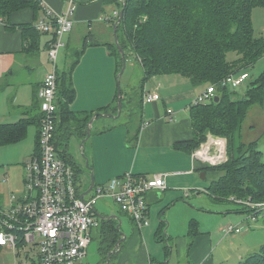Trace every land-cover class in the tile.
Segmentation results:
<instances>
[{
    "label": "crops",
    "instance_id": "obj_1",
    "mask_svg": "<svg viewBox=\"0 0 264 264\" xmlns=\"http://www.w3.org/2000/svg\"><path fill=\"white\" fill-rule=\"evenodd\" d=\"M41 1L56 12L65 11L69 5L67 0ZM110 1L112 0H75L76 9L71 14L72 30L64 36L66 45L63 48H71L73 44L79 45L90 36L88 38L90 43L72 74L76 97L69 104V110L75 116L71 118L63 114L61 109L58 110L56 127V144L60 156L74 165L76 171L78 169L77 177L82 192L90 186L91 179L89 173L81 168L85 160L80 152V142L87 136L88 124L97 112L116 113L112 107L116 103L120 85L118 81L121 79L120 61L110 52L111 45L115 42L114 23L107 18L112 14L107 13L106 10ZM40 16L42 12L36 15L31 8H24L12 12L8 17H0V113L10 110L16 115L15 119L11 117L7 119L9 114L0 115V124L14 123L21 119L31 120L41 112L38 88L49 72L47 49L51 35L39 32L35 49H32L30 44L34 41V34L24 32V26H36ZM166 76L169 78L166 79ZM130 80L131 75L125 79L128 84ZM205 89V86L192 85L187 77L180 74L155 75L144 83L143 97L146 92L157 91L160 99L152 102L143 101V104L139 105L141 121L137 130L134 127V132L130 131L129 125L124 123L105 122L103 120L105 116L95 117L90 137L85 141V152L93 168L95 185L105 184L111 178L122 176L127 172L141 176L166 174L167 184L164 190H152L148 194L150 222L143 227L136 226L134 220L121 209L115 214L114 212L106 214L100 213L95 205L94 212L100 220L98 230L96 229V235L100 238L98 252L105 264L108 255L103 253L106 243L102 240L105 234L100 228L104 219H113L116 227L120 221V229L127 236L123 249L118 253L114 252L113 254H116L110 257V264H155V262L225 264L231 259L228 250L231 249L229 247L234 242L233 239H236V242L240 243L237 245L241 247L237 250L239 253L236 254L235 260L236 264H239L246 256L258 251L264 245L262 239L256 240L252 246L245 243V239L249 238L250 234H257V231L261 230L263 224L260 220L253 224L244 220L238 223L240 232L225 233L221 237L220 232L222 229L224 231L226 222L232 220L229 213L233 210L226 202L229 200H220L211 195L208 187L213 181L218 180L223 172L204 170L202 168L204 164L194 157L193 153H187L174 146L177 141L193 138L194 129L189 104ZM129 102L131 105L134 103L132 99ZM128 106V103L123 104V108ZM132 107L134 111V107L138 106L133 104ZM32 125L36 126V130L29 135ZM28 127L26 137L28 136L29 149L19 155L15 162L0 163V169L8 175L6 181H0V190H4L7 194L5 198L9 197L7 203L11 193L17 196L16 192H20L22 180L24 182V162L34 154L39 140L38 123L34 121ZM71 144L77 146L72 147ZM202 171L206 172V178L201 177ZM202 193L213 203L222 205L218 211H209L216 213L217 220L222 219L221 224L215 221L211 226L204 227L199 217H195L199 222L194 220V211L191 208L194 203L185 200L187 197H194V194ZM198 199L200 200L201 197ZM178 206L186 207L190 211L189 215L184 216L187 233H178L173 227L172 212ZM201 207L205 208L204 205ZM199 208L197 209L200 210ZM112 215H117L118 219L110 217ZM166 220H170V223L167 224ZM162 222L165 223L163 228L165 238L159 240L158 230ZM126 223L128 227L123 229ZM96 230L92 229V236ZM190 240L192 242L189 247ZM226 240L229 241L228 248H222ZM218 248L220 251L216 253ZM79 262L77 264H81Z\"/></svg>",
    "mask_w": 264,
    "mask_h": 264
},
{
    "label": "trees",
    "instance_id": "obj_2",
    "mask_svg": "<svg viewBox=\"0 0 264 264\" xmlns=\"http://www.w3.org/2000/svg\"><path fill=\"white\" fill-rule=\"evenodd\" d=\"M112 1L121 6L120 10L125 7L124 17L117 27L120 45L123 50L129 47L136 54L144 72L137 106H141L144 101V83L155 75L180 74L187 77L194 86H208L218 83L231 72L247 71L249 65L264 56V38L255 35L252 23L253 8L264 7V0ZM24 8H31L36 15L39 12H42V16L45 14V5L41 0H0V17H8L12 12ZM143 15L147 16L145 21L142 20ZM118 17L112 19L113 23ZM24 27V32L34 34L30 48L35 49L41 31L34 25ZM88 38L90 36L85 38L69 67L59 73L58 110L61 109L63 114L71 118L75 115L69 110V104L76 97L72 74L90 43ZM110 49L120 61V70L123 61L115 42ZM229 52H238L241 56L228 61ZM229 88L217 87L218 100L190 105L194 136L190 140L177 141L174 146L193 153L206 140L207 132H225L221 136L227 138L229 159L222 164H204L202 167L204 170L223 172L208 187L209 193L220 200H228L234 195L239 198L250 197L254 202H264V151L261 149L264 144V125L259 127L250 124L249 128L258 131L255 137L247 140L241 138L245 120L253 116L256 107L264 108V71L242 95ZM131 99L128 98V101ZM116 100L118 102V94ZM41 116L42 112L31 120L21 119L14 123L0 124V143L21 141L26 137L30 123L36 121L40 125ZM38 152L39 140L34 153ZM239 211L252 214L256 209L241 206ZM262 212H256L255 216L259 218ZM100 226L105 234L102 240L106 243L103 253L107 256L115 248L121 234L113 224V219L102 220ZM164 226L162 222L158 230L159 240L165 238ZM126 240L121 241V250ZM239 264H264V245Z\"/></svg>",
    "mask_w": 264,
    "mask_h": 264
},
{
    "label": "built area",
    "instance_id": "obj_3",
    "mask_svg": "<svg viewBox=\"0 0 264 264\" xmlns=\"http://www.w3.org/2000/svg\"><path fill=\"white\" fill-rule=\"evenodd\" d=\"M68 8L56 12L45 5V14L36 27L51 35L48 42V58L51 70L38 88L42 116L39 125V152L24 164L26 196L10 195L7 204L0 203V246L15 253L16 264H77L87 253L92 241L91 231L99 226L94 207L101 198L112 197L119 208L143 227L149 224L147 196L152 190L167 187L166 174L154 176L135 175L127 172L111 178L105 184L94 185L81 197L80 180H76V168L60 156L56 144L58 122V57L66 45L64 36L72 30L71 14L76 9L75 0H67ZM44 4V3H43ZM120 9L107 16L115 19ZM249 78L247 71L231 72L218 83H212L195 96L191 104L206 103L217 96V87L236 88ZM144 102L160 99L157 91L144 93ZM171 113L172 110L170 109ZM193 156L206 165H218L227 161V140L209 134ZM82 187V186H81ZM238 205L256 209L248 214L256 220V212L264 210V202L251 198H228ZM238 224L224 228L226 234L240 232ZM36 249L35 258L30 249Z\"/></svg>",
    "mask_w": 264,
    "mask_h": 264
},
{
    "label": "rangeland",
    "instance_id": "obj_4",
    "mask_svg": "<svg viewBox=\"0 0 264 264\" xmlns=\"http://www.w3.org/2000/svg\"><path fill=\"white\" fill-rule=\"evenodd\" d=\"M120 8H121V6L116 1H110V3L107 4V6H106L107 13H110V14H113L115 9L117 10ZM145 18H147V16L143 15L142 20L145 21ZM252 23H253V29H254L255 35L260 36V37L262 36L264 38V7L263 6H256L253 8V10H252ZM98 39H100L99 36H98ZM82 45H83V42L80 43L79 45L73 44V46H71V48L67 47V48H62L60 50L58 61H57L59 73L64 72V70H66L69 67V63L76 57L75 53L78 51L79 48L82 47ZM74 47H78V48H74ZM124 52H125V56H126L127 66H126L125 72L121 76V79H120V81H118V83L120 84V88H121V91L123 93V102L125 104L128 103L129 106H128V108H123V112L118 118H116V117H107L106 118L105 117V119H103V120H105V122H109V123H111V122L124 123L125 125H129L130 131L134 132V127L137 130L138 124L141 121V109L138 106V107H134V111H133L132 106H133V104H137V102L139 100L138 92L141 90L140 84H141L142 78H143V69L140 65V62H139L136 54L129 47H126ZM240 56L241 55L238 52H229L227 55V60L233 61L235 59H238ZM50 68H51V64H49V70L48 71L51 70ZM246 69L250 74L249 78L242 85H240L236 88H232V87L229 88L233 91L235 90L237 92V94H239V95H242L243 93H245V91L249 88L251 83L257 79V77L260 75V73L262 71H264V56L261 57L254 64L249 65ZM130 75H131V80H130V83L128 84L125 81V79L127 78V76H130ZM157 77L159 78L161 76H157ZM168 78L169 77L166 76V79H168ZM152 81H154V80H152ZM209 85L210 84H208V86ZM208 86H206V87H208ZM118 88H119V86H118ZM128 98H132V102L134 101V103L132 105H131V102L128 101ZM117 106H118V102L116 100L114 107H112V109H115L114 111H116V113H114V114H117V112H118L116 110ZM254 111H255V113L253 114V116L252 115L249 116L244 122L242 137H241L242 140L254 138L256 135L255 133L258 132V131H255V128H252V129L249 128L250 124H256L259 127L264 125V108L256 107ZM105 113L110 114L113 112L109 111V112H105ZM0 115H8L7 119H9V117H11L13 119L16 118V115L12 114L10 112V110L3 111L0 113ZM5 121H9V120H5ZM29 130H30L29 135H30V133L32 135V132L34 133L36 130V126L32 125ZM207 134L208 135L212 134V135H215L217 138L222 137V138H225L227 140V138L225 136H221V135H224L225 132L214 134V132L209 131L206 133V135ZM208 135H207L205 141H207ZM74 141H72V143ZM71 145H72V147L77 146V144H71ZM28 149H29L28 136L25 137L23 140L17 142V143H11V144H1L0 143V163L2 161H5V163H7V161L8 162H15V161H17L19 155H21L23 152H25ZM261 149H263V151H264V144L261 146ZM227 155H228V159H229L230 155L229 154H227ZM86 156H87V154H86ZM27 160L28 159H26L24 163H26ZM5 173H6L5 171L0 169V181H6L8 179V175H7V173L6 174ZM23 176L25 178V170H23ZM21 187L22 188H21L20 192H16L18 197L19 196H22V197L26 196L25 180H24V182L22 180ZM0 192H1L0 203L1 204L7 203L9 197H8V199L5 198V196L7 194H5L4 190H0ZM198 197H201V199L199 200ZM185 201L188 203L189 202L194 203L191 206L192 210L194 211V216H193L194 220L199 222V220L197 218H195V217H199L201 219V222L204 225V227L211 226L215 221H216L215 223H217V224L222 223V219H218V220L216 219V217H217L216 213L209 212L212 210L213 211L220 210L222 208V205L218 204V203L217 204L213 203L212 200L207 195H204L203 193L200 195L194 194V197H187ZM224 201H226V200H224ZM226 202L229 206H231L230 208L233 210L232 213H229V216H232V220L230 222H226V225L238 224L244 220H246V223L249 222V223L253 224V223L257 222L258 220H260L263 224L261 230H258L257 234L256 233L250 234V237L245 239V241H246L245 243L249 246H252L254 243H256V240H260V239H262L261 241H262V243H264L263 242L264 241V211L259 215L258 219L251 220V219H249L248 214H246L245 212L239 211V209L241 208L242 205H238L232 201H226ZM201 205H204L205 208H202ZM197 206L200 207L199 208L200 210L197 209L198 208ZM96 208L99 210L100 213L104 212L106 214L113 213V212H114L113 214H115V213L119 212V210H120L118 204L114 201V199L112 197L101 198L98 201V203L96 204ZM189 214H190V211H188V209H186V207L178 206L173 210V212H172V217L174 219V226L173 227L177 229L178 233H181V232L187 233V231L185 229V218H184V216H187ZM219 215H221V214H219ZM166 222L168 224V223H170V220H166ZM203 225H202V227H203ZM127 227H128V223L123 225V229H126ZM94 229L98 230V227H94ZM97 230L94 231V233H93V236H92L93 240L87 249L86 257L83 260H81L79 263H81V264L82 263L83 264H100V263L105 264L101 260V258H100L101 256L98 252V246H100V241H99L100 238L98 237V235H96ZM220 234H221V237L224 236L225 232L223 231V229L221 230ZM232 241H234V242H232L230 244L231 247H229L231 249L228 250L230 252L229 257H231V259L229 261H226L225 264H236L237 263V262H235V260L237 258L236 254L239 253V252H237V250L241 249V247L237 245L240 243H237L236 239H233ZM224 242L226 244H224L222 246V248L223 247L228 248L227 244L229 243V241L226 240ZM241 243H243V242H241ZM217 251L219 252L220 248H218L216 250V253H217ZM30 253H31V257L35 258V255L37 254V250L31 248ZM98 262H100V263H98ZM0 264H16L15 253L7 247L0 248Z\"/></svg>",
    "mask_w": 264,
    "mask_h": 264
},
{
    "label": "water",
    "instance_id": "obj_5",
    "mask_svg": "<svg viewBox=\"0 0 264 264\" xmlns=\"http://www.w3.org/2000/svg\"><path fill=\"white\" fill-rule=\"evenodd\" d=\"M124 13H125V7H123L121 10H120V14H119V17H118V20L114 23L113 27H114V34H115V43L117 45V47L119 48V51L121 53V58H122V67L120 69V72H119V76L121 77L123 75V73L125 72V69H126V66H127V62H126V56H125V52L123 50V48L121 47L120 45V42H119V38H118V35H117V27H118V24L121 22V20L123 19L124 17ZM219 97L216 96L215 97V100H218ZM123 112V102H122V92H121V88H120V85H119V89H118V112L117 114H114V113H105V112H97L93 118L91 119V121L89 122L88 124V127H87V136L81 140L80 142V152H81V155L82 157L84 158L85 162H84V165L81 164V168H83L87 173H89V176H90V179H91V183H90V186L81 193V197L84 198L86 194H88L92 188L94 187L95 185V179H94V173H93V168L92 166L89 164V158L88 156H86V153H85V141L90 137V134H91V128H92V125H93V121L95 119V117L97 115H101V116H105V117H116L118 118ZM201 177L202 178H206V172L205 171H202L201 172ZM98 216L102 217L100 214H98ZM112 218H115V219H118V216L117 215H112L110 216ZM120 226H121V222L119 221L118 225H117V230H119L120 234H121V238L116 242L115 244V248L110 251L108 253V258H107V264H110V257L111 255L114 253V252H120L121 251V241L122 240H125L126 239V234L120 229Z\"/></svg>",
    "mask_w": 264,
    "mask_h": 264
},
{
    "label": "bare ground",
    "instance_id": "obj_6",
    "mask_svg": "<svg viewBox=\"0 0 264 264\" xmlns=\"http://www.w3.org/2000/svg\"><path fill=\"white\" fill-rule=\"evenodd\" d=\"M95 208V207H94Z\"/></svg>",
    "mask_w": 264,
    "mask_h": 264
}]
</instances>
